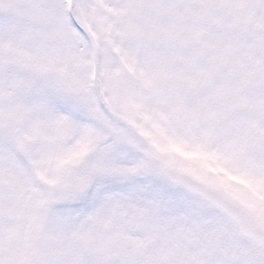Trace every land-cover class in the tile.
<instances>
[{
  "label": "snow or ice",
  "instance_id": "snow-or-ice-1",
  "mask_svg": "<svg viewBox=\"0 0 264 264\" xmlns=\"http://www.w3.org/2000/svg\"><path fill=\"white\" fill-rule=\"evenodd\" d=\"M0 264H264V0H0Z\"/></svg>",
  "mask_w": 264,
  "mask_h": 264
}]
</instances>
